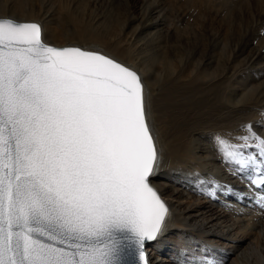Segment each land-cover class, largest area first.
Segmentation results:
<instances>
[{"label": "snow or ice", "instance_id": "1", "mask_svg": "<svg viewBox=\"0 0 264 264\" xmlns=\"http://www.w3.org/2000/svg\"><path fill=\"white\" fill-rule=\"evenodd\" d=\"M241 128L217 135L218 151L264 186V136ZM159 164L135 70L0 17V264H149L170 212L151 183Z\"/></svg>", "mask_w": 264, "mask_h": 264}, {"label": "bare ground", "instance_id": "2", "mask_svg": "<svg viewBox=\"0 0 264 264\" xmlns=\"http://www.w3.org/2000/svg\"><path fill=\"white\" fill-rule=\"evenodd\" d=\"M98 1L86 4L94 7L98 5ZM124 2L126 3L124 8L126 6L129 17L123 23L119 33H112L114 31L112 27L108 29L109 32L107 30V33H102L99 24L77 21L72 28V35L66 34L68 39L64 44H78L76 42L78 36H88L91 45H78L99 50L120 60L97 48L106 41H112L117 47L127 48L130 58L135 60L131 64L120 61L129 67L139 69L144 84V94L149 105V120L160 156V164L156 174L151 177V183L159 190L160 195H167L168 198L162 199L170 210L164 230L154 241L148 242L145 246L149 264H173L168 263L167 256L178 261V264H205V262L208 264H242L239 258L242 261L243 259L256 260L257 263L252 264H264V206L258 202L259 195L264 194V186H253L250 180L258 173L253 168L238 170L237 166L223 158L216 144L217 135L230 134L234 137L244 134L241 128L244 125L241 121V112L248 108L251 110L248 115H254V118L251 117L245 125L252 124L254 130L264 136V124L256 123L257 116H262L264 121V97L261 99L259 97L264 90L255 89L259 91L257 93L255 91L253 100L242 101L241 93L235 86L238 81L235 75L236 70L232 69L228 73L222 65L220 30H203L200 41H198L196 56L185 62L178 57L175 48L169 50L170 45H167V38L175 33L172 30L173 24L175 28H180L181 23L187 21L188 11L177 8L174 10L176 13L173 12L175 15L171 13L174 15L173 18L165 19L163 18L165 7L160 4L162 7L158 14L149 11L143 15H135L134 0H124ZM204 15L208 22L203 23L202 27L214 28L208 25L210 18L216 21L217 26L219 18L216 16V11L208 8ZM0 16L40 23L43 39L52 44H56L52 39L56 37L57 28L63 29L55 19L48 15L31 19L28 17L32 16L31 13L18 15L13 8L0 7ZM185 28L187 26L182 29ZM141 40L143 42L140 44L143 43V47L146 42L152 41H160L162 45L152 50H148V46L144 49L142 45L139 46L141 50L143 49L142 60L136 52ZM242 46V52L246 53L243 64H248L247 67H255L251 70L256 71L257 75L254 78L257 81L261 72L264 71V55L258 52L252 42L243 43ZM155 53L160 56V60L154 62L155 69H157L154 74L162 79L159 94H154L149 90L142 76V74L150 76L152 68L144 61V56ZM227 79L230 81L228 82ZM231 83L234 84L233 89ZM247 151L251 152L255 149L250 148ZM177 183L179 186L175 188ZM210 190H215L214 196L208 195ZM218 206L224 209L220 214L217 212ZM203 214L211 216L209 222L231 216V226L234 224L235 228L226 226L221 229L218 225L220 229L216 230V223L212 224L214 227L205 226L206 222L198 219ZM254 217L255 222L251 224ZM183 219L188 220L186 222L190 226H195L197 234L194 235L193 232L188 240L173 243L180 250L186 249L191 256L182 257L178 254L171 256L168 252L175 249L171 245L172 229L179 226L178 223ZM190 221L192 222L189 223ZM234 229L242 233L239 231L237 233ZM204 233L207 234L203 235ZM254 235L261 241V245L257 246V243L253 242ZM196 236H200L202 240L195 241ZM217 237L218 240H216ZM251 237H253L252 240H250ZM194 245L202 247L197 249ZM198 259L203 261L200 262Z\"/></svg>", "mask_w": 264, "mask_h": 264}, {"label": "rangeland", "instance_id": "3", "mask_svg": "<svg viewBox=\"0 0 264 264\" xmlns=\"http://www.w3.org/2000/svg\"><path fill=\"white\" fill-rule=\"evenodd\" d=\"M93 1L95 2V0H0V7L13 8L18 15L20 13H31L32 16H28L31 19L42 18L45 15H48L50 18L55 19L56 22H58L60 26L63 28L62 30L57 28L58 30L56 32V37L52 39V41H54L56 44H64L65 42H67L68 38L66 34L70 36L72 35L73 33L72 28L73 26L76 25L77 21H83L84 23L99 24L101 25L100 31L102 33H107V30L108 29L110 30L111 27L112 30H114L112 33H116V34L119 33L122 30L121 28L124 25L123 23H125V21L129 17L128 16L129 14L127 15L128 12H126L127 11L126 6L124 8V5H126L124 0H99L98 5H95L94 7L87 6L88 4L86 3L89 2V4H91L94 3ZM134 4H136V6L134 7V9L133 8L132 9L134 10L135 15L138 14L143 15L148 13L149 11L158 14L160 8L164 6L165 14L163 18L165 19L170 17L173 18L175 15L173 12H175L174 10H177V8H179V10L188 11L187 21L184 23L182 22L180 28L178 27L175 28L173 24L172 30L175 33H173L167 38L168 40L167 45H170L169 50H173L175 48L178 57L185 62L192 60L196 56L198 49V41H200V35L204 32L203 30L206 31H213L216 29L220 30L221 33L219 37L221 40V47H222V57H221L222 65L223 68L228 73H230V70L232 69L233 71L236 70L235 75L238 81L237 83H235V86L238 87L239 92L242 94V95L240 94L242 101L250 102L251 100H253L252 97H254L255 95L254 94L256 91L255 89L264 90V71L261 72L262 77L260 76V78L257 81H255L254 77L257 75V73H255L256 71L253 72V70H251L252 68L255 67H249V66L247 67L248 64L246 65L243 64L244 63L243 60L246 59L245 58L246 53L242 52L241 50L243 47L242 46L243 43L245 44L247 42L249 43L252 42V45L256 46L258 52L264 55V0H204V1L145 0V2L144 0H134ZM208 8L213 11H216V16H218L217 18H219L218 20L220 21L217 22L218 23L217 26H220L219 28H217L216 21L213 20V18H210V22H209L210 24L208 25H211L214 28L202 27L203 23L208 22V20H206L207 17L204 15V12ZM129 12H131L130 9ZM171 13H173L174 15L172 14L173 15L172 16ZM190 23L192 25H190ZM166 26L168 27V24H166ZM184 26H187V28L182 29L184 28ZM209 29H213V30H209ZM88 39L90 40L88 36H78V38H76V42L78 44L88 46L91 45ZM141 42H143V40H141L138 43V47L137 44H135L136 47L140 49L138 50L136 48L137 51L136 50L135 51L137 52L138 57H141L142 60H143V49L145 48V46L146 47L148 46L147 47L148 50H152V49H157L159 46L162 45L160 41H152V42H146L143 47V43L140 44ZM139 46L143 47V49L141 50V47ZM97 48L102 49L105 52H108L109 54L113 55L114 57L126 63L131 64L135 62L133 58H130V54L127 48L117 47L114 45L112 41H106L100 44V46ZM159 60H160V56L158 53L144 56V61L149 65V67L152 68H151L150 76L148 75L149 78L145 74L144 75L142 74V76L144 77V82L146 83L147 87L154 94H159L160 92L159 89L162 84L161 77L155 76L157 69H155L154 62ZM133 69L140 74L138 68L136 69L133 68ZM158 79H160V81ZM227 80L228 82L230 81L229 79ZM231 87L233 89L234 84L231 83ZM228 88L230 89L229 86ZM259 97L260 99L263 98L264 92ZM250 112L251 110L249 108L245 109L244 112H241V121L244 125L249 121L251 117L254 118V115L252 116L248 115ZM261 117L262 116L260 117L257 116L258 120L256 123L258 125L264 124L263 118ZM178 186L179 185L177 183L175 185V188ZM161 197L165 200L167 195L162 194ZM217 210H218L217 212L220 214L224 209L218 206ZM198 219H201V221L206 222V224H204L205 226H210V225L213 226L212 224L216 223L217 226V227L215 226L216 230L220 228L224 229L226 226H230V228L231 227L235 228L234 224H232L231 226V221H232L230 220L232 219L231 216L221 217L218 220L214 219L209 222L211 216L207 214H203ZM184 220L185 219H183L178 223L179 226H175L172 229L173 237L171 238V242H172L171 245L174 246L175 249H171V251L168 252L171 253V256H175V254H178L182 257L191 256L190 252H188L186 249L180 250L178 246L174 244L178 241L188 240L190 234L193 232L194 235L197 234V231L194 228L195 226L193 227L190 226L186 222L188 220L185 221ZM191 222L192 221H190L189 223ZM254 222H255V217H254V221L251 220V224ZM218 225L219 227L220 226L221 227L219 228ZM234 231H236L237 233L238 231L241 232L238 229H234ZM206 234L207 233H204L203 235ZM252 238L253 237H251L250 240H252ZM200 239L202 240L200 236H196L194 238L195 241H200ZM257 239L258 238L255 236L253 238V242L255 244L257 243L256 245L259 246L261 245V241ZM216 240H218V237L216 238ZM194 246L197 249L202 247L201 245L198 246L194 245ZM218 246L220 247L221 245ZM166 259L169 260V262L167 261L168 263L178 264V261H174V259H171L170 256H167ZM190 259H194V258H190ZM190 259L189 261H187L188 263L190 262ZM240 259L241 258H239V261L242 262V264H252L254 262L257 263L256 260L254 259H251V261L250 259L249 260L243 259L244 262ZM198 260L200 262L203 261L200 259Z\"/></svg>", "mask_w": 264, "mask_h": 264}, {"label": "water", "instance_id": "4", "mask_svg": "<svg viewBox=\"0 0 264 264\" xmlns=\"http://www.w3.org/2000/svg\"><path fill=\"white\" fill-rule=\"evenodd\" d=\"M0 17H6V16H0ZM12 18V17H11ZM15 19V18H14ZM20 21H30V22H32V20H20ZM34 22H36V21H34ZM43 38V37H42ZM44 40V39H43ZM44 42L45 43H48V42H46L45 40H44ZM48 44H50V45H52V46H56V47H65V46H80V45H77V44H64V45H57V44H52V43H48ZM83 47V46H82ZM84 48H86V47H84ZM86 49H90V48H86ZM103 54H106V53H104V52H102ZM108 55V54H107ZM110 56V55H109ZM111 58H113L112 56H110ZM117 60V59H116ZM118 62H120V63H122V64H124L123 62H121L120 60H117ZM125 66H127L126 64H124ZM127 67H129V66H127ZM129 68H131V67H129ZM132 70H134L133 68H131ZM136 71V70H135ZM137 72V71H136ZM138 73V72H137ZM138 75L140 76V74L138 73ZM141 77V76H140ZM162 198V197H161ZM148 243V242H147ZM146 243V244H147ZM146 244H145V246H146Z\"/></svg>", "mask_w": 264, "mask_h": 264}]
</instances>
